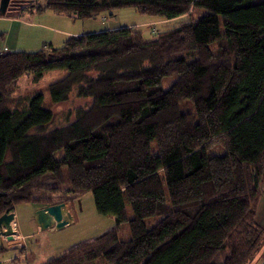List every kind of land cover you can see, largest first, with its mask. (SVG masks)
I'll list each match as a JSON object with an SVG mask.
<instances>
[{
  "label": "trees",
  "instance_id": "obj_1",
  "mask_svg": "<svg viewBox=\"0 0 264 264\" xmlns=\"http://www.w3.org/2000/svg\"><path fill=\"white\" fill-rule=\"evenodd\" d=\"M38 2L28 9L41 10ZM44 7L74 19L122 7L168 21L202 13L149 40L121 26L70 35L60 47L1 52L0 215L18 202L50 205L88 190L115 225L44 264H249L264 241L255 219L264 180V0H45ZM55 68L66 73L48 85L52 102L72 90L90 98L71 122L50 127L40 92L23 108L9 106L20 77L36 82ZM169 75L176 78L164 90ZM215 143L221 153L210 151ZM46 173L58 185L42 186ZM63 187L66 197L55 201L38 194ZM125 222L129 240L118 237ZM8 251L0 245V264H27L24 250L2 262Z\"/></svg>",
  "mask_w": 264,
  "mask_h": 264
},
{
  "label": "rangeland",
  "instance_id": "obj_2",
  "mask_svg": "<svg viewBox=\"0 0 264 264\" xmlns=\"http://www.w3.org/2000/svg\"><path fill=\"white\" fill-rule=\"evenodd\" d=\"M33 3L37 4V0L10 1L5 13L0 15V48L5 46L12 51H36L44 45L60 47L70 35H74L67 32H78L81 34L109 26L116 28L133 26V28L141 31L144 39L149 40L167 27L179 23V20H195L202 13V10L192 9L189 14L182 16V18L168 21L160 19L158 16L141 13L134 7H122L112 12H104L94 19H74L68 15L54 13L45 8V0H39L38 2L41 10L33 9L31 11L32 8L28 9V7L33 5ZM211 48L215 51L216 45H211ZM65 73L66 70L63 68L51 69L45 72L36 82L32 80L30 75H23L9 90V106L12 108H23L31 95L40 92L43 95V106L53 114L50 127H59L71 122L74 119L76 110L79 107L87 106L90 98L80 97L75 90H72L64 101L52 102L49 97L48 85L63 77ZM175 78V75L164 77L161 88L167 89ZM222 150V147L216 143L210 148L212 153H221ZM40 184L46 188L58 185L57 181L49 173L41 177ZM63 189L64 187L62 190L59 188V191L52 193L49 189L41 188L38 194L55 201L66 197ZM259 189L262 193V199L264 195V180L261 182ZM64 200L68 202L69 199L66 197ZM71 200L75 205V220L61 228H55L53 225L40 231L35 229V213L38 209L44 207V203L42 201L28 200L14 204L12 211L20 231L31 233V236L25 238L26 246L22 248L23 252H26L27 264H44L50 258L60 255L78 243L97 237L115 225L112 215L97 213L90 191H80ZM66 206L69 208L68 204ZM62 210L66 214V210L64 208ZM127 214L128 217H132L130 207H127ZM152 222V217L145 220L147 226ZM1 229L4 230L5 228L0 227ZM16 230L17 228L14 227L13 236L17 234ZM118 237L121 240L130 239L127 222L121 225ZM8 241L9 239L5 236L0 237V245L11 251L12 247H18V243H21L20 241L18 243H8ZM4 257L5 254L3 255ZM8 259L9 257H6L2 262H6ZM92 264L106 263L102 260H97Z\"/></svg>",
  "mask_w": 264,
  "mask_h": 264
},
{
  "label": "water",
  "instance_id": "obj_3",
  "mask_svg": "<svg viewBox=\"0 0 264 264\" xmlns=\"http://www.w3.org/2000/svg\"><path fill=\"white\" fill-rule=\"evenodd\" d=\"M11 0H0V15L4 14ZM67 205V201L46 205L36 211V222L40 229H45L51 226L61 228L68 224L69 217L63 215L62 209ZM14 212L7 211L0 215V227L5 228L0 230V237L5 236L11 239L14 235V230L10 228V223L14 220Z\"/></svg>",
  "mask_w": 264,
  "mask_h": 264
},
{
  "label": "crops",
  "instance_id": "obj_4",
  "mask_svg": "<svg viewBox=\"0 0 264 264\" xmlns=\"http://www.w3.org/2000/svg\"><path fill=\"white\" fill-rule=\"evenodd\" d=\"M112 27L116 28L114 26H109L107 28H98V29L93 30L91 32H98V31H101L103 29H113ZM67 33L74 34V35L80 34L78 32H77L78 34L75 33V32H67ZM0 50L10 51V49L6 48L5 46L3 48H0ZM67 204H68L69 208L67 206L64 208L66 210V214L63 213V215L65 217H69L70 216V218L68 219V221H69L68 224H69V223H71V222H73L75 220L76 214H75V205H74L73 201L71 199H69ZM44 206H46V205H44ZM72 208H74V209H72ZM255 219H256V222L259 225L264 227V195H263L262 199L260 200L259 205L257 207ZM14 227L17 228V230H16L17 234H15V236H12V238L9 239L8 243H16V242L18 243V241H20L21 243H18V245H19L18 247H14V248L12 247V251H8L9 253H7V254H8L9 259L11 257H14V256H17V257L21 256L20 255L21 249L24 246H26L25 245V238L31 236V233H29V232L23 233V232L20 231L15 217H14V220L11 222V227L10 228L12 230H14ZM35 229L37 231L41 230L39 225L37 224V222L35 223ZM249 264H264V241H263V244H262L260 250L258 251V253L255 255L254 259Z\"/></svg>",
  "mask_w": 264,
  "mask_h": 264
},
{
  "label": "built area",
  "instance_id": "obj_5",
  "mask_svg": "<svg viewBox=\"0 0 264 264\" xmlns=\"http://www.w3.org/2000/svg\"><path fill=\"white\" fill-rule=\"evenodd\" d=\"M2 51H4V50H0V53H1Z\"/></svg>",
  "mask_w": 264,
  "mask_h": 264
},
{
  "label": "bare ground",
  "instance_id": "obj_6",
  "mask_svg": "<svg viewBox=\"0 0 264 264\" xmlns=\"http://www.w3.org/2000/svg\"><path fill=\"white\" fill-rule=\"evenodd\" d=\"M62 212H63V210H62Z\"/></svg>",
  "mask_w": 264,
  "mask_h": 264
}]
</instances>
